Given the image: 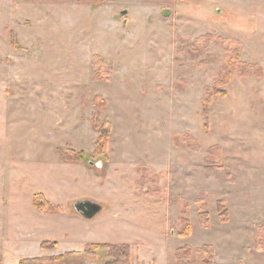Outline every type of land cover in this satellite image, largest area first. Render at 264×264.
I'll return each instance as SVG.
<instances>
[{"label":"rangeland","instance_id":"rangeland-1","mask_svg":"<svg viewBox=\"0 0 264 264\" xmlns=\"http://www.w3.org/2000/svg\"><path fill=\"white\" fill-rule=\"evenodd\" d=\"M84 200L101 211L80 216ZM263 221L264 0H0V264H105L83 253L101 242L130 244L133 264L185 245L264 264Z\"/></svg>","mask_w":264,"mask_h":264},{"label":"trees","instance_id":"trees-1","mask_svg":"<svg viewBox=\"0 0 264 264\" xmlns=\"http://www.w3.org/2000/svg\"><path fill=\"white\" fill-rule=\"evenodd\" d=\"M209 38V36H204L200 39L205 40ZM237 67L239 68L241 75L250 76L253 74H261L262 67L257 64H247V63H238ZM231 69V68H230ZM229 68H223L220 73V78L218 80V84H223L227 81L230 76ZM95 123V122H94ZM104 131L101 130L100 138L95 142V150L93 151V157L99 158L100 156H104L107 158V149H106V140L107 133L104 135ZM102 142L104 146L102 147ZM220 150L221 147H218ZM85 159V154L83 151L76 152L73 149L69 150L67 160L68 161H83ZM181 204V212L184 217L179 219L178 226V235L179 236H188L192 233V225L186 219V215H188L189 207L186 204L185 200L182 199ZM203 202L202 200L199 201ZM34 204L37 207H42L46 212H56L63 209L60 204H55L51 202L44 194H36L34 195ZM224 220L227 219V215L224 213L222 215ZM201 224L203 226H209L208 214L202 212L200 215ZM256 244L257 250L264 251V221L261 222L257 228L256 234ZM58 245L56 240H44L41 243V247L44 250H49L55 248ZM97 252H104L107 258L105 264H133V252L132 247L128 243H109V242H101V243H89L83 250V253L93 254ZM78 251L67 252L63 255L58 256H42L36 257L34 261H42V262H52L58 259L64 258L66 255L76 254ZM174 263L175 264H215V248L211 245H203L196 249H193L189 245L182 246L178 248L174 255ZM19 264H26V261H20Z\"/></svg>","mask_w":264,"mask_h":264},{"label":"water","instance_id":"water-1","mask_svg":"<svg viewBox=\"0 0 264 264\" xmlns=\"http://www.w3.org/2000/svg\"><path fill=\"white\" fill-rule=\"evenodd\" d=\"M76 211L87 219L95 217L102 209V206L92 200H84L76 202L74 205Z\"/></svg>","mask_w":264,"mask_h":264},{"label":"crops","instance_id":"crops-1","mask_svg":"<svg viewBox=\"0 0 264 264\" xmlns=\"http://www.w3.org/2000/svg\"><path fill=\"white\" fill-rule=\"evenodd\" d=\"M80 216H81V215H80ZM88 244H89V243H88ZM57 246H58V245H57ZM57 246H56V247H57ZM56 247H55V248H52V249H49V250H45V251H46V253H47V252H49V251L56 250ZM43 250H44V249H43ZM71 251H76V250H71ZM71 251H68V252H71ZM62 255H63V254H62Z\"/></svg>","mask_w":264,"mask_h":264}]
</instances>
